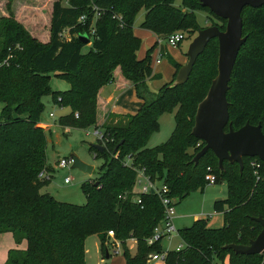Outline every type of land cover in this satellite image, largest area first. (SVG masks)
<instances>
[{
  "label": "trees",
  "instance_id": "obj_1",
  "mask_svg": "<svg viewBox=\"0 0 264 264\" xmlns=\"http://www.w3.org/2000/svg\"><path fill=\"white\" fill-rule=\"evenodd\" d=\"M61 1L52 2L42 37L37 31L29 35L11 14L0 21V235L9 233L15 245H25L23 250H9L3 264H84V240L92 235L99 239L105 257L113 240L121 246L124 264H147L150 253L162 252L160 241L148 245L147 240L162 221L163 209L156 195H141L138 205L131 202L137 171L162 182L172 198L181 200L208 185V167L215 184L223 181L226 186V198L213 205L214 212L223 214V227L208 229L198 220L180 230L184 248L168 251L164 264H264V254L235 255L223 249L229 244L248 245L261 231L254 218H264V164L257 158H244L241 172L238 164L228 162L219 170L210 151L197 164L192 161L204 146L191 129L197 105L217 75L212 52L217 49L218 56L217 41L209 42L183 85L170 88L181 67L172 62V80L157 91L149 86L161 78L150 67L159 41L175 30H200L193 14L199 10L198 0H182L181 8L174 6V0H65L66 7ZM186 7L192 10L185 11ZM142 9L145 16L140 28L152 33L156 41L138 59L141 40L133 34V22ZM80 16H84L83 23L77 22ZM241 17L242 36L247 40L238 53L226 95L229 123L233 130L246 123L260 125L264 134V6L245 7ZM81 35L89 43H81ZM49 75L64 81L68 89L51 92ZM120 79L133 88L141 103L139 110L134 115H98L99 90L119 84ZM44 96L69 110L57 119L59 127H93L102 133L96 144L103 151L90 147L94 158L103 160L101 175L80 186L85 199L82 206L39 192L52 172L45 157L48 131L40 126ZM164 114L174 120L170 137L146 148ZM41 173L45 177L39 178ZM108 231L113 232V239ZM128 240L135 241L133 254Z\"/></svg>",
  "mask_w": 264,
  "mask_h": 264
},
{
  "label": "rangeland",
  "instance_id": "obj_2",
  "mask_svg": "<svg viewBox=\"0 0 264 264\" xmlns=\"http://www.w3.org/2000/svg\"><path fill=\"white\" fill-rule=\"evenodd\" d=\"M54 1L55 0H0V21L9 18L8 16L11 14L13 19L20 23L29 35L30 31H37V34L42 37L47 30L50 8ZM181 2L182 0H174V6L181 8ZM60 4L63 7L67 6L65 0H62ZM198 8L199 10H194L193 14L199 29L210 26H218L219 28L225 27V22L214 18L206 9L201 8L199 5ZM183 9L185 11L192 10L190 7ZM144 16L145 11L142 9L135 16L133 22V34L141 40V46L137 52L138 59H143L147 50L156 41L152 33L140 28ZM30 25L36 27H32L33 29L31 30ZM174 33H182L184 35V41H182L178 47L171 48L167 46L165 39H161L160 42L163 48L162 61L159 64H155L154 54L152 53L150 56L151 69L155 74H159L161 77L160 80L150 82L149 86L153 91H157L168 84L166 81L172 76L174 70L172 62H178L183 59V63L180 64L181 66L187 62L185 54L188 45L197 34L196 31L188 33L182 30H175ZM63 34L66 36V31L63 32ZM44 43L45 42H43V44ZM87 48H89V46H85L83 51H86ZM212 52L214 58L217 59V49L214 48ZM49 88L51 92H63L68 89V85L64 81L49 75ZM105 88L106 97L109 98V103L113 105L116 113L120 115H134L137 113L141 103L136 98L132 88L122 92H116L110 85H107ZM41 103L44 109L40 115V123L41 127L48 131L45 157L46 163L51 168L52 172H50L49 182L41 188L39 192L43 194L46 193L61 203L82 206L85 203V199L80 191V186L99 178L101 175L100 168L103 164V160L95 159L93 152L90 151V147L97 143L94 134L95 130L93 127L85 130L61 128L57 125L56 121L59 117L68 114V108H59L53 105L48 96L42 97ZM1 108L2 104H0V111ZM49 113L52 114V117H48ZM97 120L101 121V118L99 117ZM173 129L174 120L172 115H162L159 119V130L151 136L146 148H153L166 142ZM70 156H75L82 163L92 166V174L87 175L71 168L70 162L63 169L56 167L59 160H69ZM64 177L69 178V184H63ZM156 186L159 187V183L156 184ZM226 196V186L223 181H219V184L205 185L203 189L191 192L184 199L179 200L178 198H174L175 215L173 218V225L175 227V232L162 240V251H175L178 246H183L178 232L191 227L193 223L198 220H203L208 229L222 228L224 224L223 214L214 212L213 205L217 200L225 199ZM109 243L110 244H108L106 248L109 258L106 259L97 236L92 235L87 237L83 245L84 264H124L120 244L118 245V243L113 242V240L109 241ZM126 243L130 253H135V241L128 240ZM150 254L147 257V264H149ZM215 264H228V262H216Z\"/></svg>",
  "mask_w": 264,
  "mask_h": 264
},
{
  "label": "water",
  "instance_id": "obj_3",
  "mask_svg": "<svg viewBox=\"0 0 264 264\" xmlns=\"http://www.w3.org/2000/svg\"><path fill=\"white\" fill-rule=\"evenodd\" d=\"M198 2L215 17L226 21L225 29L221 31L216 26H210L197 31L185 54L187 62L177 71L170 88L183 85L188 80L197 58L204 52L209 42L215 39L218 46L217 75L205 97L197 105L191 129V135L203 142L204 146L192 161L197 164L199 159L210 151L217 158L219 170H223V163L228 162L238 164L241 172L244 158H257L264 164V134L260 125L252 126L248 123L238 130L232 129L226 95L238 53L247 40V37L242 36V11L245 7L258 9L264 6V0H198ZM78 39L83 44L89 43L85 35ZM93 148L98 152L103 151V147L98 144L93 145ZM69 162L71 168L87 175L92 174L93 167L82 163L75 156H70ZM219 201L221 200L216 202ZM254 221L261 226V231L255 239L250 240L248 245L229 244L223 249L231 250L235 255H263L264 218L257 217ZM108 258L106 252V259Z\"/></svg>",
  "mask_w": 264,
  "mask_h": 264
},
{
  "label": "built area",
  "instance_id": "obj_4",
  "mask_svg": "<svg viewBox=\"0 0 264 264\" xmlns=\"http://www.w3.org/2000/svg\"><path fill=\"white\" fill-rule=\"evenodd\" d=\"M98 13H96L93 22L97 19ZM84 16H80L77 19L78 23H83ZM91 34L94 33V29H90ZM62 39H65L66 36L62 33L61 35ZM167 46L171 48H176L178 45L184 41V35L182 33H174L170 35L168 38L165 39ZM161 42L159 41L158 46L155 48L153 54L155 56L154 63L159 64L162 61V50H161ZM5 63V61H3ZM2 63V64H3ZM48 117H52V114H48ZM76 117V115H75ZM95 137L100 139L102 138V133L99 130H95L94 132ZM199 144L197 145V147ZM69 163V160L61 159L56 164L57 168L63 169L66 167V165ZM125 165L129 166L130 162L129 159H127ZM252 165L254 166L255 163L252 162ZM207 174L205 175V181L208 185H215L216 178L212 174V169L208 167L206 169ZM39 178L45 177L44 174H39ZM70 180L68 177L63 178V184L67 185L69 184ZM159 183V187L156 186V184ZM138 189V190H137ZM151 190H153V193H151ZM156 195L157 199L159 200L162 209H163V219L162 221L154 228L152 236L147 240L148 245H152L153 243H156L158 241L162 242L164 238H167L171 235V233L175 232V227L173 225V218L175 215V203L174 198L170 196V190L169 188L163 184L162 182H158L157 180L152 181L148 176H146L143 172V170L137 171V177L131 192V202L134 204H140V196L141 195ZM124 199V197H122ZM109 238L113 239V232L108 231L107 233ZM118 243V242H117ZM119 245V243H118ZM184 248V246H178L176 248V252L181 251ZM168 251H162L161 253H152L149 256V264H164L166 253Z\"/></svg>",
  "mask_w": 264,
  "mask_h": 264
},
{
  "label": "crops",
  "instance_id": "obj_5",
  "mask_svg": "<svg viewBox=\"0 0 264 264\" xmlns=\"http://www.w3.org/2000/svg\"><path fill=\"white\" fill-rule=\"evenodd\" d=\"M31 27H32V25H30V28ZM30 34L32 35V31H30ZM87 46H89V45H87ZM182 60H179L176 63L182 64L183 63ZM173 74H174V70H173ZM173 74L166 81V83H169L172 80ZM110 86H112V88L116 92H122V91H125V90L129 89V88H132L131 86H129L126 82L122 81L121 79L119 81V84L110 85ZM105 87L106 86H104L103 88H101L99 90V92H98V95H97V113L100 116L105 115L107 113H111V114H115V115H120V114H118V113L115 112L113 105H111L109 103V98L106 97L107 94H106V91H105L106 90ZM40 126H41V124H40ZM24 247H25L24 242H21L18 245H15L14 242H13V240H12L11 234H9V233L1 234L0 235V264H3L4 261L6 260L7 252L9 250H23Z\"/></svg>",
  "mask_w": 264,
  "mask_h": 264
}]
</instances>
